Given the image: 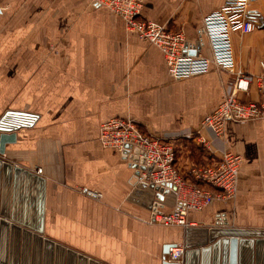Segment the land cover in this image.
Masks as SVG:
<instances>
[{"label":"crops","instance_id":"0c3cea01","mask_svg":"<svg viewBox=\"0 0 264 264\" xmlns=\"http://www.w3.org/2000/svg\"><path fill=\"white\" fill-rule=\"evenodd\" d=\"M49 3L48 30L19 26L7 37L13 41V58L1 50V89H13L9 97L1 94V114L6 109L39 114L32 128L17 132L5 158L41 169L50 239L101 264H166L164 246L183 243L185 227L150 221L156 203L162 211L175 207L176 192L138 183L134 159L100 142L101 123L125 116L152 135L188 134L231 93L236 73L212 68L176 80L163 51L128 31L118 15L90 0ZM224 3L144 0L141 16L182 31L186 54L209 56L203 17ZM250 10L256 29L235 31L233 45L236 69L257 77L237 96L264 105V79H258L264 73V0H252ZM205 133L215 157L223 149L243 157L238 193L191 211L189 219L200 226H211L219 217L228 225L263 228L264 118L231 120L222 137ZM177 163L187 167L190 178L195 163L179 157Z\"/></svg>","mask_w":264,"mask_h":264},{"label":"built area","instance_id":"2783aa9c","mask_svg":"<svg viewBox=\"0 0 264 264\" xmlns=\"http://www.w3.org/2000/svg\"><path fill=\"white\" fill-rule=\"evenodd\" d=\"M252 0H225L215 11L203 17V33L208 41L209 56L185 53V35L182 31H170L157 22L141 16L144 0H95V5H104L121 17L126 29L140 38L157 45L164 53L169 71L176 80L209 72L216 68L222 72H235L233 89L213 111L208 113L200 125L199 133L211 131L222 137L227 123L264 118V105L244 102L237 91L247 90L257 77L236 69L233 33H251L256 29L250 10ZM264 65V57L261 59ZM264 79V73L258 77ZM192 136V134H188ZM100 142L114 150L132 145L130 155L139 151L143 163L138 162V183L152 186L176 187V204L170 211H162L157 203L152 212L151 223L165 226H197L189 219L191 211H201L216 200L233 199L238 193L239 174L243 157L230 149H223L221 155L205 166L192 168L195 182L182 177L176 166V151L173 143L164 136H156L139 129L136 122L125 116L109 118L101 123ZM209 141L203 138L202 142ZM212 150V149H210ZM41 172V169H38ZM100 195V194H96ZM184 243L170 248L169 261L181 262L185 255Z\"/></svg>","mask_w":264,"mask_h":264},{"label":"water","instance_id":"95a60500","mask_svg":"<svg viewBox=\"0 0 264 264\" xmlns=\"http://www.w3.org/2000/svg\"><path fill=\"white\" fill-rule=\"evenodd\" d=\"M38 119L37 113L17 109L0 115V264H74L77 257L79 264H101L45 235L46 178L5 158L7 146L17 142V132L32 128ZM131 149L125 146L124 157L134 159L138 167L144 158L137 149L130 155ZM155 187L176 190L171 184ZM17 188L22 214L14 210ZM182 242L186 251L181 262L166 259L176 243L164 246L166 264H264V227H236L217 217L211 226L185 227Z\"/></svg>","mask_w":264,"mask_h":264},{"label":"rangeland","instance_id":"374dc122","mask_svg":"<svg viewBox=\"0 0 264 264\" xmlns=\"http://www.w3.org/2000/svg\"><path fill=\"white\" fill-rule=\"evenodd\" d=\"M90 1L91 3L95 5V0H90ZM26 2L30 3L29 5H31L27 9L23 7ZM49 2H51V0H0V11H1L0 13V65H1V50L2 51L4 50V53L6 54L9 53L8 55L10 59L13 58V49H12L13 41L7 39L10 32H13L16 29H19V26H26L31 30H38V31L48 30L46 19L50 17L51 13H50V9L47 7L53 4ZM19 3H21L22 5L20 9L17 8ZM101 7L113 13L106 6L101 5ZM30 16L33 17L32 21L28 20ZM20 18H22V22ZM25 18L27 19L28 23H26V20H23ZM28 42L29 41L27 40L26 41L27 47H28ZM52 45L53 44H51V46ZM53 48H54V45H53ZM224 73L229 74L228 72H224ZM230 73H233V72H230ZM12 91L13 89H11L9 93L7 89L6 90L1 89V67H0V115H1V94H4L6 97H9ZM136 124L139 127V129L142 130V127L139 126L137 121H136ZM191 130L192 131L188 133V134H192V136L190 137L188 136L187 133L179 134L180 132L176 134L175 132L174 133H162V134H157L156 136H164L168 141L173 143V146L175 147V151H176V166H178V163H177L178 157L180 158V161L182 162L189 159L190 162L195 163L193 164L195 166H193L192 168L198 167V166H205V165L210 164L213 160H216L217 157H215V155L213 154V151L210 150V149H213L211 146L212 145L211 141H207L206 143L202 142L203 138H207L205 130L202 131L203 134L199 133L200 127L194 130L193 129ZM144 132L148 133L147 131H144ZM184 135L188 136L186 137V140H185ZM220 155H221V152H220ZM177 168L180 169V167H177ZM192 168H191L190 178L187 177L188 176L187 167L184 169H180V170L178 169V170L182 177H184L188 181L192 180V182H195V179L192 176Z\"/></svg>","mask_w":264,"mask_h":264},{"label":"bare ground","instance_id":"6f19581e","mask_svg":"<svg viewBox=\"0 0 264 264\" xmlns=\"http://www.w3.org/2000/svg\"><path fill=\"white\" fill-rule=\"evenodd\" d=\"M20 186V185H19ZM20 188V187H19ZM19 188H17V191H16V193H15V199H14V202H15V204H14V210L16 209V211H17V214H19V213H21L22 214V207H21V201H22V199H20L21 197H20V194H19ZM22 206H23V204H22ZM25 208H26V211H28V209H29V206H25ZM32 208V211H33V213H34V209H33V207H31ZM28 213H29V215H30V212L28 211ZM174 262V261H173Z\"/></svg>","mask_w":264,"mask_h":264}]
</instances>
